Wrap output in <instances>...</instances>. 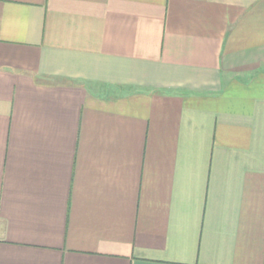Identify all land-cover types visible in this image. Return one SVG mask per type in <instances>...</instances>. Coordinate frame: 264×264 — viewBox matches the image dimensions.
Wrapping results in <instances>:
<instances>
[{
	"label": "crops",
	"instance_id": "0c3cea01",
	"mask_svg": "<svg viewBox=\"0 0 264 264\" xmlns=\"http://www.w3.org/2000/svg\"><path fill=\"white\" fill-rule=\"evenodd\" d=\"M0 264H264V0H0Z\"/></svg>",
	"mask_w": 264,
	"mask_h": 264
}]
</instances>
